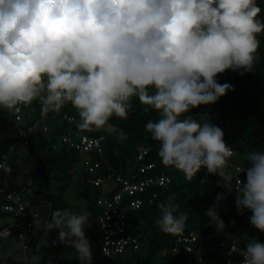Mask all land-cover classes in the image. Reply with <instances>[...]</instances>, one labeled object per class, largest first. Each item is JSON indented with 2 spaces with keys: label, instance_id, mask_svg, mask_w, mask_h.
I'll return each instance as SVG.
<instances>
[{
  "label": "clouds",
  "instance_id": "obj_1",
  "mask_svg": "<svg viewBox=\"0 0 264 264\" xmlns=\"http://www.w3.org/2000/svg\"><path fill=\"white\" fill-rule=\"evenodd\" d=\"M260 12L255 0H0V106L30 104L46 91L44 103L71 101L80 127L122 142L126 133L111 118L129 115L136 96L151 106L146 112L157 111L159 119L145 128L159 143L161 163L189 181L202 167L218 175V186L235 195L237 214L250 211V224L264 232V151L246 153V182L236 180L233 189L223 168L237 153L224 130L207 114H190L235 90L218 74L253 72L260 60L256 34L264 30ZM225 198L217 193L204 212L217 232L225 229L219 215ZM159 209L160 230L183 234L188 216L174 198ZM50 217L46 228L58 230L59 243L74 248L80 264H92L84 232L89 214L56 209ZM239 253L241 264H264L257 239ZM40 259L34 254L33 264Z\"/></svg>",
  "mask_w": 264,
  "mask_h": 264
},
{
  "label": "trees",
  "instance_id": "obj_2",
  "mask_svg": "<svg viewBox=\"0 0 264 264\" xmlns=\"http://www.w3.org/2000/svg\"><path fill=\"white\" fill-rule=\"evenodd\" d=\"M255 3L261 8L259 18L264 21V0H255ZM256 35L260 60L258 63L254 61L253 72L240 75L238 72L227 70L218 74L220 83L229 82L235 90L228 92L218 102L198 106L190 113L195 119L207 114L224 130L228 146L237 153L235 157H231L233 165L240 167L237 178L245 182L246 172L243 170L249 166L246 153L250 150L264 151V30ZM45 94L46 91L41 92L30 104H26L25 109L32 113L31 116L25 117L26 122L32 123L40 118V99ZM145 108L151 106L143 104L133 96L127 105L129 115L111 118V122L126 133V139L117 142L116 137L95 129L94 126L80 127L78 110L71 101H65L57 107L56 112L46 115L44 122L48 131L45 133L41 126L37 135L29 139L27 147L14 127L15 108L0 106V163L7 162L12 170L10 174L0 172V178H6V182L0 181V184H15L20 189L27 187L23 197L41 213L43 222L42 230L36 234L34 228L25 241L30 264H33L30 250L32 243L35 244L46 229L51 213L56 209H70L66 197L73 185H76L77 199L83 201L84 211L90 218L97 220L102 214V209L97 204L102 196L101 190L87 181L89 172L83 163L87 156L102 164L103 173L114 170L123 176H129L136 173L138 168L152 164L155 167L146 177L166 175L172 181L166 188H149L143 197L146 201L151 198L153 203L129 212L130 232L141 237V249L135 253H126L132 255L133 264H188L190 256L182 249L178 254L172 253L179 234H166L155 223L160 216L159 204L166 203L169 197L174 198L179 205L178 212L187 213L184 232L189 234L196 231L202 235L204 247L208 251L207 264H227L225 258L216 254L221 244H225L227 249L232 246L244 249L253 239L264 243V232L257 230L249 222L252 213L246 210L242 215L237 214L235 195L218 186V175H212L202 167L189 181L182 171L161 163L158 156L159 143L145 128L149 119L155 121L159 117L157 111L146 112ZM68 118H71L72 122H69ZM65 134H71L74 140L79 139L77 134L93 138L103 137V155L80 153L63 141ZM141 148L148 149L149 154L139 161ZM23 149L27 150V157L23 156ZM226 174L232 177V187L235 189L237 178L233 172ZM51 186L56 187L54 191H51ZM217 193H224L226 197L219 207V215L225 224L223 232H217L215 225L208 222L204 215L206 209L216 203ZM9 219L10 216L0 213V262L22 264L24 252L17 246L16 240L19 239L16 238V230L12 229L13 224L6 221ZM5 230L10 233L3 235ZM11 247H14L12 252L9 251ZM99 250L101 252L100 239ZM193 264L200 263L195 259Z\"/></svg>",
  "mask_w": 264,
  "mask_h": 264
},
{
  "label": "built area",
  "instance_id": "obj_3",
  "mask_svg": "<svg viewBox=\"0 0 264 264\" xmlns=\"http://www.w3.org/2000/svg\"><path fill=\"white\" fill-rule=\"evenodd\" d=\"M43 95L40 99L41 106L39 107L40 118L34 122H26L27 116L32 113L25 109L26 104H17L15 108V130L19 134L21 141L28 147L29 139L37 135L38 129L43 128L46 133L48 128L45 124V117L49 112H56L57 106L44 103ZM72 122L71 118H68ZM78 140H74L71 134H65L63 141L69 144L70 147L76 149L80 153L88 154L97 153L103 155V137L93 138L87 135L77 134ZM37 140V138H35ZM149 154L148 149H140L139 161L143 160ZM84 166L88 169V183L101 190L102 196L97 201L98 206L102 209V214L97 218L100 233V247L102 255L105 259V264L114 258L121 257L126 253H135L141 249V237L130 232L129 212H134L141 209L145 204H152L153 200H145L143 195L151 187L166 188L171 184V179L166 175L156 177H146V175L154 169L155 165H144L137 169L136 173L129 176H123L112 170L103 173L102 164L93 161L92 157L87 156L84 160ZM107 163V162H105ZM223 170L226 173H232L237 178L240 167L233 165L231 158H226ZM0 172L10 174L11 168L7 162L0 163ZM238 180V178H237ZM27 187L19 188L17 185H1L0 184V213H5L10 216L9 221L12 223V229L16 230V238L21 235L25 237L19 242V247L23 249L24 260L22 264H30L28 247L25 241L29 238L35 228V222L41 220V213L33 208L31 203L25 201L23 192ZM10 232L3 231V235ZM219 245L216 254L225 258L227 264H241L242 256L240 251L243 249L237 246H232L229 249ZM183 250L188 256V264H193L195 259L200 264H207V249L204 247V239L196 231L189 234L183 232L176 238L172 248L173 254H178ZM105 251L109 255H105ZM0 264H9L6 261Z\"/></svg>",
  "mask_w": 264,
  "mask_h": 264
},
{
  "label": "rangeland",
  "instance_id": "obj_4",
  "mask_svg": "<svg viewBox=\"0 0 264 264\" xmlns=\"http://www.w3.org/2000/svg\"><path fill=\"white\" fill-rule=\"evenodd\" d=\"M22 154L27 157V150L23 149ZM0 181L6 182V178H0ZM75 187V189H74ZM56 187L51 186V191H54ZM32 195V193H29ZM28 194V195H29ZM26 195V197H28ZM67 201L69 203L70 209H64L67 212H83L85 204L83 201L77 199L76 185H73L67 193ZM68 207V208H69ZM90 222L85 226L84 232L86 237L89 239L92 247V264H105V259L99 250V238L100 233L98 230V223L95 218H90ZM42 220V219H41ZM38 220L35 222V233L37 234L42 230L43 222ZM2 224H0V227ZM55 242V243H54ZM31 259L33 255H38L41 257L40 262L37 264H80V261L76 255L75 249L71 246L59 243L58 241V230L44 229L40 234V237L35 244L32 243ZM10 252L14 251V247L9 249ZM8 251V252H9ZM162 255V254H161ZM33 262V260H32ZM133 258L130 254L122 255L121 257L114 258L109 262V264H133Z\"/></svg>",
  "mask_w": 264,
  "mask_h": 264
}]
</instances>
